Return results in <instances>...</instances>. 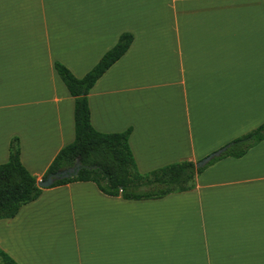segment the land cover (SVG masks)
I'll use <instances>...</instances> for the list:
<instances>
[{
	"label": "crops",
	"instance_id": "1",
	"mask_svg": "<svg viewBox=\"0 0 264 264\" xmlns=\"http://www.w3.org/2000/svg\"><path fill=\"white\" fill-rule=\"evenodd\" d=\"M264 0H0V165L12 139L37 181L74 141L55 72L86 74L130 34L87 93L102 134L129 129L139 174L195 163L264 121ZM15 264H264V141L185 192L124 200L91 182L43 188L0 219Z\"/></svg>",
	"mask_w": 264,
	"mask_h": 264
},
{
	"label": "trees",
	"instance_id": "2",
	"mask_svg": "<svg viewBox=\"0 0 264 264\" xmlns=\"http://www.w3.org/2000/svg\"><path fill=\"white\" fill-rule=\"evenodd\" d=\"M264 7V4H263ZM132 37L120 34L115 45L79 79L55 63L54 69L69 95L73 98L74 141L61 149L40 179L58 170L72 167L76 160L79 170L75 176L55 181L50 187L71 182H91L103 195L124 200L160 199L168 194L189 191L196 178L209 166L223 158H241L248 150L264 141V121L256 128L238 136L221 148L224 152L202 168L193 162L181 161L139 174L127 146L129 129L121 133L102 134L89 122L87 93L96 80L128 49ZM42 188L18 159V144L12 139L8 157L0 165V219L13 218L21 206L34 201ZM0 264H15L0 251Z\"/></svg>",
	"mask_w": 264,
	"mask_h": 264
},
{
	"label": "water",
	"instance_id": "3",
	"mask_svg": "<svg viewBox=\"0 0 264 264\" xmlns=\"http://www.w3.org/2000/svg\"><path fill=\"white\" fill-rule=\"evenodd\" d=\"M224 152V148H219L206 156L202 157L198 161L194 163L195 168H202L206 164H208L211 160L218 158ZM79 170V162L78 160L75 161L72 167L61 169L53 173L52 175H48L43 180L37 181V186L40 188H48L50 187L55 181L68 178L70 176H75L77 171Z\"/></svg>",
	"mask_w": 264,
	"mask_h": 264
}]
</instances>
